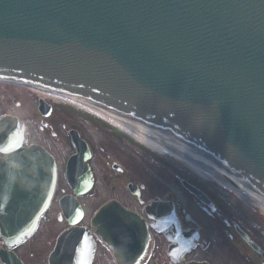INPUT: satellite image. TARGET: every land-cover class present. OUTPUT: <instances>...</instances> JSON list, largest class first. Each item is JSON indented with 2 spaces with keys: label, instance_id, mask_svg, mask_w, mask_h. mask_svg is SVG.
<instances>
[{
  "label": "water",
  "instance_id": "obj_1",
  "mask_svg": "<svg viewBox=\"0 0 264 264\" xmlns=\"http://www.w3.org/2000/svg\"><path fill=\"white\" fill-rule=\"evenodd\" d=\"M0 79L132 119L264 200V0H0ZM18 138L1 117L0 150L18 149L0 158L6 247L33 232L55 180L50 154Z\"/></svg>",
  "mask_w": 264,
  "mask_h": 264
},
{
  "label": "flooded vegetation",
  "instance_id": "obj_2",
  "mask_svg": "<svg viewBox=\"0 0 264 264\" xmlns=\"http://www.w3.org/2000/svg\"><path fill=\"white\" fill-rule=\"evenodd\" d=\"M0 97L21 147L41 146L55 163L35 230L9 248L0 237L8 263L264 264V217L228 188L175 171L107 119L40 89L0 80Z\"/></svg>",
  "mask_w": 264,
  "mask_h": 264
},
{
  "label": "bare ground",
  "instance_id": "obj_3",
  "mask_svg": "<svg viewBox=\"0 0 264 264\" xmlns=\"http://www.w3.org/2000/svg\"><path fill=\"white\" fill-rule=\"evenodd\" d=\"M34 88L50 93V95L60 97L63 100L69 101L102 118L107 119L123 131L132 135L133 138L148 148L156 150L160 153L165 152L175 156L177 160L184 162L190 169L195 170L200 174H206L209 178L234 191L242 200L249 202L253 207L264 213V200L251 188H249L241 179L182 143L132 119L94 103L69 95L65 92L36 86H34Z\"/></svg>",
  "mask_w": 264,
  "mask_h": 264
},
{
  "label": "rangeland",
  "instance_id": "obj_4",
  "mask_svg": "<svg viewBox=\"0 0 264 264\" xmlns=\"http://www.w3.org/2000/svg\"><path fill=\"white\" fill-rule=\"evenodd\" d=\"M38 94H40V93L38 92ZM55 99H57V98H55ZM7 107H8L7 99L5 97H0V112L4 111V110H7ZM141 146L145 147L142 144H141ZM145 148L151 151L150 148H148V147H145ZM154 152H156V151H154ZM157 153H160V152H157ZM160 154L165 156V159L168 158V160L170 161L171 167L174 168L175 171H176V168L183 167L184 169H186V170H188L190 172H193L195 175H197V178L202 180L203 183H217L213 179L209 178L206 174H204V173L200 174L199 172L190 169L188 166L185 165L184 162H182L180 160H177V158L175 156H173L171 154H168V153H165V152L164 153H160ZM233 194L235 196V200L241 206L242 209H245L247 212L248 211L249 212H257L260 216L264 217L262 211H260V210L256 209L255 207H253L252 204H250L249 202H246V201L242 200L235 192H233Z\"/></svg>",
  "mask_w": 264,
  "mask_h": 264
},
{
  "label": "snow or ice",
  "instance_id": "obj_5",
  "mask_svg": "<svg viewBox=\"0 0 264 264\" xmlns=\"http://www.w3.org/2000/svg\"><path fill=\"white\" fill-rule=\"evenodd\" d=\"M77 214H79V213H77ZM73 223H75V221H73Z\"/></svg>",
  "mask_w": 264,
  "mask_h": 264
}]
</instances>
